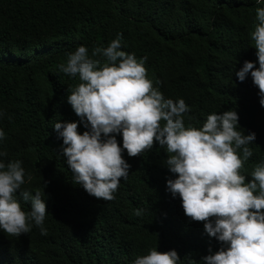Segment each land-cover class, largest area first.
<instances>
[{
	"label": "trees",
	"instance_id": "trees-1",
	"mask_svg": "<svg viewBox=\"0 0 264 264\" xmlns=\"http://www.w3.org/2000/svg\"><path fill=\"white\" fill-rule=\"evenodd\" d=\"M255 0H0V152L3 162L25 169L21 190L40 191L47 211L41 235L8 236L0 229V264H134L150 250H175L179 264H200L222 246L204 222L187 217L179 195L167 190L175 179L166 148L129 157L127 179L115 199L104 201L73 183L57 122H78L67 96L79 83L59 70L68 54L85 46L107 47L121 36V49L135 54L153 87L189 107L185 127L201 128L207 116L235 110L238 130L254 132L253 155L241 174L251 179L264 163V107L245 61L258 67L251 33L259 23ZM107 62L102 59V63ZM69 90V93H68ZM122 148V134H116ZM242 156V152H241ZM29 177H31L29 179ZM46 183V185H45ZM17 199L30 211V202ZM140 215H135L136 211ZM211 248V253L209 252ZM202 264V262H201Z\"/></svg>",
	"mask_w": 264,
	"mask_h": 264
},
{
	"label": "clouds",
	"instance_id": "clouds-1",
	"mask_svg": "<svg viewBox=\"0 0 264 264\" xmlns=\"http://www.w3.org/2000/svg\"><path fill=\"white\" fill-rule=\"evenodd\" d=\"M255 2L264 4V0ZM256 19L259 23L250 35L258 67L245 61L236 76L243 82L251 75L264 107V7L256 8ZM120 49L118 34L107 47H95L91 56L87 47L79 46L59 66L62 73L79 77L67 102L88 129L81 134L78 122L54 125L63 141L59 154L66 158L73 183L97 199L114 200L121 179L129 175L130 165L122 151L136 157L158 143L166 148V166L176 175L167 180V190L173 197L179 195L185 215L204 222L206 233L222 245L214 254L202 257L200 264H264V163L255 166L247 182L241 174L245 161L253 155L249 145L256 134L238 130L235 110L208 115L201 128H186L183 116L189 107L185 101L174 102L153 87L144 67L146 56L138 61L134 53ZM116 134H122V148ZM3 139L5 132L0 130ZM6 156L0 152V158ZM21 163L0 159V229L19 237L29 233L34 222L41 235H47L45 200L40 191L33 195L21 190L25 184ZM18 191L23 202H30V211L22 208ZM179 262L175 250L152 249L134 264Z\"/></svg>",
	"mask_w": 264,
	"mask_h": 264
}]
</instances>
